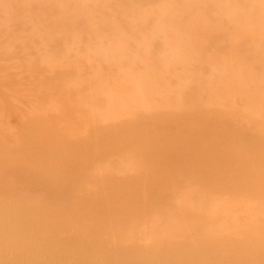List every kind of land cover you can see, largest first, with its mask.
Instances as JSON below:
<instances>
[{"label": "rangeland", "instance_id": "rangeland-1", "mask_svg": "<svg viewBox=\"0 0 264 264\" xmlns=\"http://www.w3.org/2000/svg\"><path fill=\"white\" fill-rule=\"evenodd\" d=\"M208 108H211L210 113ZM161 109L164 110L162 114ZM224 110H228V113ZM154 111L160 116L155 117ZM214 113L219 114L223 124L231 130L225 136L222 134L224 138H221V142L227 146L236 141L235 134L242 131L246 134L243 141L247 146H264V0H0V152L5 153L0 158L17 150L20 152V146L26 140H32L29 142H33V146L35 143L33 151L39 146L40 139L43 141H39L43 145L41 148H48L44 143L53 142L54 133L59 131L63 132H59L62 136L66 133V137L72 138L69 143L70 139L64 137L69 144L64 141V146H71L72 141L74 146L84 140L86 142L87 138L91 143L94 141L92 137L98 143L103 134L110 135L109 132L121 130L123 139L119 143L115 139H106L107 136L104 137L106 141L101 138L100 144L92 142L94 144L91 145L97 148L93 146L95 151L93 148L91 156L98 154L99 157H95L98 163L93 159L92 167H103L106 174L109 172L112 175L106 176L113 177L115 180H111L118 183V187H128L134 191L130 194L136 195L138 191L144 190L141 184V187L139 184V187H133L131 183H124L135 180L137 183L144 181L148 187L141 194L156 193L158 197H163L153 203L160 210L153 211L154 206L150 209L152 216L150 212L143 215L142 222L139 220V224H135L137 228H143L135 233V240L128 239L124 246H143V242H149L142 235L143 232L156 231L158 226L159 230H163L164 226H178L180 220L177 214L181 204L197 203L200 198L203 208H212H206L210 210H207L209 213L214 212L216 218L223 217L205 219L208 231L223 224L220 226H226L241 236V227L235 225V221L244 222V226L246 222L259 221L260 224L263 221L260 225L263 227L262 194H244L234 199L230 192H216L221 188L210 183L206 189L211 192L202 194L203 191L196 190L198 185L195 187L198 179L185 177L180 181L184 189L178 191V196L173 192L177 191V184L172 177L157 184L158 188L154 191L150 179L135 176L137 173L142 174L141 168L143 171V168H149V173L152 164H144L146 162L142 160L147 158L148 145L151 143L144 133L143 136H136V144L130 145L127 142L132 136L130 132L137 134L138 131L134 129L140 131L145 125L151 124L155 130L165 129L167 134L176 133L175 120L178 116L183 117L182 114L186 124H197L186 116L196 114L199 125L204 127L207 121L204 118ZM95 128L101 129L103 134ZM98 133L102 136H97ZM58 135L55 134L54 142L58 140ZM196 139L197 135L191 131L184 134L187 145ZM47 148H44L46 152L49 150ZM228 149L221 146L210 153L222 157ZM103 153H108V157L101 159L99 154ZM202 160L200 154L196 161L199 163ZM217 167L221 166L218 164ZM90 168L82 171L86 181L92 176ZM9 173L14 175L13 171ZM73 182V185L77 183ZM83 185L78 184V187L82 188ZM17 194L15 198L20 199V202L14 201L15 205L12 206L7 203L9 206L5 207L11 208L8 214L23 208L28 211L24 215L34 209L42 210L45 200H48L37 192L34 196L28 192ZM105 196L101 194L96 197L104 200ZM227 204H231L228 211L233 214L227 210L220 214L224 210L222 207ZM250 211L256 212L254 217ZM148 216L155 219L150 220ZM91 221H100V216L97 214ZM147 222H157L158 226L153 225L152 229V225ZM59 229L56 236L72 233L65 226ZM143 229L145 231L142 232ZM196 231L195 226L187 227L182 234L185 237L192 236ZM127 233L134 235L132 231ZM120 235L118 237L123 236ZM253 249L264 254V236L255 239ZM40 252H30L36 256L30 259H34V262H29L26 251L21 249L11 252L6 262L55 264L57 261L54 258V262L50 261L49 256L45 257V252L42 251L45 254L43 256ZM234 252L226 262H230L232 256L236 261L245 257V249L237 248ZM52 254L55 257V253ZM259 258L261 260L258 261L264 263V258ZM183 260H188V256L184 255Z\"/></svg>", "mask_w": 264, "mask_h": 264}, {"label": "bare ground", "instance_id": "bare-ground-1", "mask_svg": "<svg viewBox=\"0 0 264 264\" xmlns=\"http://www.w3.org/2000/svg\"><path fill=\"white\" fill-rule=\"evenodd\" d=\"M214 97L217 98L216 96ZM216 109H218V107ZM142 110H144V108ZM209 110L211 111V108H208V112L210 113ZM149 111L151 112V110ZM156 111H154V114L157 115L155 117L160 116L159 113L156 114L158 112ZM160 111V114H162L164 110L161 109ZM224 111L228 113V110ZM152 113L153 112H151V114ZM151 114L147 116L152 117ZM166 115L167 114H165V116ZM168 116L169 115H167V117ZM182 116L183 117L178 116V118H176L175 124L177 125V131L173 134H167L165 129L155 130L154 126L151 124L145 125L140 131L134 129V131H138L137 134H132L133 131L130 132L132 136L127 141L130 145L136 144L137 135L143 136L144 133H146L144 137L146 138L148 136L151 145H148L149 154L142 162H146L144 164L147 165H152H150L149 173L147 172L149 168H143V171L140 167L141 169L139 170L144 175L141 173L136 174L133 170L132 173L130 170L133 168H129V172L136 174L135 176L141 175L150 179L153 182L152 189L154 191L158 188L157 184L168 180V177H172L177 184V191L174 190L173 192L178 195V191L184 189V185L180 183V181L182 178L187 177L198 179L195 187L198 185V189L196 190L203 191L202 194L204 192H211L206 189V186L210 183L221 188L216 192H230L233 198H240V196L244 194H262L264 196V146H247L243 141L246 139L244 131L237 132L235 134L237 140L231 142L228 146L221 142V138H224L231 130L229 126L223 124V119L219 114H208V116L204 118L207 119L204 127L199 125V121L196 120V114L186 116L188 119L198 122L197 124H186L184 122L185 117L183 114ZM171 119L172 118H170V120ZM155 123L156 121H154V125ZM139 128L140 127H138V129ZM98 130L100 131L101 129H96L97 132ZM96 131L94 132L95 134ZM189 131L196 134L197 139L191 142L190 145H187L184 141V134ZM59 132L54 133L55 138V134L58 135ZM113 132L114 131L109 132L110 135L105 136L102 133L103 137H100L98 143L101 142V138H103V141H106L104 139L106 136V139H115L116 142L119 143L120 140L123 139H121V136L123 137L121 130ZM101 133H98L97 136H99V134L101 135ZM223 133L224 136L222 135ZM61 134L57 136L58 140L55 142L54 138L52 139L53 142L48 143L46 141V144L44 143V145L49 146L47 152L44 150L47 146L41 148L43 146L42 143L39 142L41 139H38L39 144L37 145L39 146H37L36 151H33L35 143L33 146V142H29L32 140H26L25 142H28H24L25 145L23 143V146H20V152L17 150L9 156L0 158V245L3 244L0 246V262L16 264L6 261L9 260L8 258H10L11 252H18L23 249L26 251V257L29 262H34V259L32 261H30V259L36 256L35 253L32 254L30 252L38 250L41 251V254L45 252V257L49 256L50 261L54 262L57 260L54 262L55 264H69L70 262H73V264H95L97 261V264H100V262L102 264H264L258 261L260 259L259 257L262 256V258H264V254L253 249V247H255V239L257 240L261 236H264V225L263 227L260 226L263 221H261L260 224L259 221H257L258 223L256 221V223H252V221L251 223L246 222L245 226L243 225L244 222L241 224L239 221H235L234 224L241 227V236L234 234L233 231L226 226H220L223 224H220L215 230L208 231L205 226V219L214 220L222 219L223 217L216 218L214 212L213 214L209 213L212 209L209 206L210 210L207 209L209 212L206 210L208 207L203 208V205H201L202 202L200 203L202 198H200L199 201L193 199L196 200L197 203L191 202L185 204V202H183V204H181L182 206L178 211L179 214L176 213L180 220L178 226L172 228L164 226L163 230H159V226L156 225L157 222H155L156 224L147 222V224L152 225V229L154 227L153 225H156V227L158 226V228L155 227L156 231L153 232H151V230L149 232H143L145 230H142L143 234L142 232L141 234L149 240V242H143L145 244L141 247L138 245H131V247L124 246L128 239L135 240V233L138 232V230L140 232L143 228H137L135 224H139V220L142 222L141 218H143V215H147L148 212H150L149 215H151L152 207L157 205L153 204L154 201L156 199L161 200L163 197H158L156 193L153 195L141 194V192L146 191L148 187L144 184V181H139L137 183L135 180H127L124 183H131V186L134 185L133 187H135V185L138 186V184L140 186L141 184L144 190H141L140 193L138 191L136 195L130 194V192L134 191L128 189V187H124L125 189L118 187V183L111 180L114 179L113 177H107L109 172L106 174V171L102 170L103 167H100L101 169H97L95 165L92 167L91 164L94 162L98 163L95 159L99 158L98 154L96 156L94 155L97 158L91 156V154H93L92 149L94 147L97 148L95 145H91L95 143L94 141H97L92 137L94 135L90 134L94 140L91 141V143L90 140L88 141L89 138H84L86 142H84V139H80V141L84 140V143L80 142L72 146V141V145L70 144L71 146H67L69 144L67 140V142L65 141V138L68 137L70 139L69 143H71L72 138L68 135L66 137V133L64 136ZM124 135L126 137V134ZM58 137L61 139V143H59L60 140ZM62 139L64 140L62 141ZM35 140L37 142V139ZM64 141L67 147L64 146ZM41 142L43 141L41 140ZM75 142L76 141H74V143ZM116 142L114 143L118 144ZM128 143L125 145L126 147ZM77 144L79 146H75ZM221 146H224V149L229 148L225 151L224 156L218 157L210 153L212 149L219 150ZM124 150H126L125 147ZM121 151L123 150L121 149ZM109 152L110 151H108V153ZM0 153L1 156L5 154L3 151ZM19 153H22V155ZM108 153H103V155L99 154V156L102 159L106 157ZM200 154H202L203 160L197 163L196 159ZM144 164H142V166ZM218 164L221 167H217ZM89 168L92 171V176L86 181L82 171ZM12 171L14 175L9 173ZM126 171H128V169ZM29 172L31 173L29 174ZM6 174H9V176ZM76 181L77 183L73 185L72 182L75 183ZM78 184L83 185V187H78ZM86 184L88 185L87 187ZM54 190H56V192H53ZM19 192L20 194H22V192L25 194L28 192L31 196H34L37 192L38 195L42 194V196L47 197L48 200H45L42 210L34 209L33 212L29 210L30 213L24 215V212L28 211H25L23 208L16 211V213L8 214L11 208L5 206H9L8 204L12 206L14 201H17V203L18 201L20 202V199L16 200L15 198V195H18L17 193ZM51 193L53 194L52 197H50ZM98 193L102 195L106 194L104 200L97 199L96 196L101 195H98ZM197 193L200 194L199 192ZM217 195L218 194H216L215 197H217ZM194 197L197 198L196 196ZM209 198H212V196ZM208 201H211V199ZM227 202L228 201H226V203ZM230 205L231 204L224 205L225 207H222L224 210H222L220 214L226 213L225 211L229 210ZM156 207L157 206L154 207L153 211L160 210H157ZM250 209L251 208H249V210ZM253 211H255V209ZM250 212L252 216L256 213ZM229 213L231 214V212ZM62 214L67 215L62 217ZM97 214L100 216V221H91ZM247 214H249V211ZM256 215L257 218L261 217L258 213ZM153 217L155 216L153 215ZM153 217L151 218L153 219ZM247 217L245 221H247ZM151 218L149 217L150 220ZM159 218L163 221L161 216ZM164 219L166 220V218ZM152 222L153 221H151V223ZM223 222L224 221H221V223ZM65 223L66 225H64ZM143 223H146L145 220ZM143 223L140 225L142 226ZM62 226L69 228L72 233L67 236H56L58 234V229ZM194 226L197 227V231L194 235L185 237L182 234L185 228ZM59 230L61 231V229ZM131 231L134 235L127 233ZM237 231L238 230H236V232ZM120 234L123 235L122 237L124 238L118 237ZM144 239L142 238L141 240L145 241L146 239ZM237 248L245 249L246 253L243 260H233L232 256L230 262H226L229 255L235 253L234 251ZM122 250L125 252H120ZM52 252L55 253V257L52 256L54 255ZM45 254L43 253L42 256ZM184 255L188 256V260H183ZM53 258L55 260H53Z\"/></svg>", "mask_w": 264, "mask_h": 264}]
</instances>
